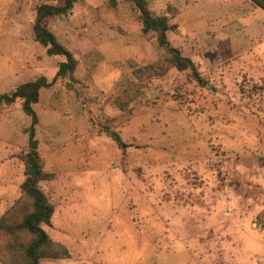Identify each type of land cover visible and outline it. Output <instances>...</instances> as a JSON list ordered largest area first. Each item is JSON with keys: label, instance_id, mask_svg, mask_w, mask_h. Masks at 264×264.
Returning a JSON list of instances; mask_svg holds the SVG:
<instances>
[{"label": "rangeland", "instance_id": "1", "mask_svg": "<svg viewBox=\"0 0 264 264\" xmlns=\"http://www.w3.org/2000/svg\"><path fill=\"white\" fill-rule=\"evenodd\" d=\"M0 0V94L44 77L36 8ZM194 70L177 71L128 3L78 0L44 26L76 59L33 110L69 258L40 264H264V12L249 0H146ZM0 108V218L20 196L30 119ZM115 132L118 145L106 131Z\"/></svg>", "mask_w": 264, "mask_h": 264}, {"label": "trees", "instance_id": "2", "mask_svg": "<svg viewBox=\"0 0 264 264\" xmlns=\"http://www.w3.org/2000/svg\"><path fill=\"white\" fill-rule=\"evenodd\" d=\"M78 0H64L61 6L40 5L32 26L34 40L45 48L48 57H62L53 79L44 77L24 83L9 94H0V108L21 101L22 112L30 119L27 129V151L20 157L23 164L24 180L20 186V196L12 207L0 218V264H40L44 260H63L69 258L68 250L60 243L50 239L43 227H50L54 208L39 184L49 182L53 176L44 172L38 153L35 128L38 118L33 110L41 90L51 87L58 79L70 78L75 71V57L64 48L56 37L45 28L44 21L49 17L68 15ZM112 6L118 2L128 3L138 15L141 31L153 34L157 45L165 52V61L177 71L194 70L193 63L181 56L171 47L167 32L172 28L165 17H154L146 0H109ZM264 12V0H249ZM118 145L120 139L115 132L106 131ZM264 168V157L258 160ZM256 227L264 231V210L255 218Z\"/></svg>", "mask_w": 264, "mask_h": 264}]
</instances>
